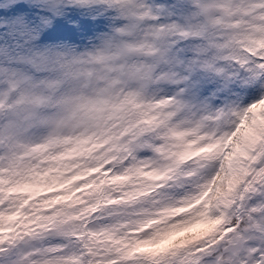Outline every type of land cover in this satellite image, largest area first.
<instances>
[{"label": "snow or ice", "instance_id": "6c2138e0", "mask_svg": "<svg viewBox=\"0 0 264 264\" xmlns=\"http://www.w3.org/2000/svg\"><path fill=\"white\" fill-rule=\"evenodd\" d=\"M0 264H264V0H0Z\"/></svg>", "mask_w": 264, "mask_h": 264}, {"label": "rangeland", "instance_id": "374dc122", "mask_svg": "<svg viewBox=\"0 0 264 264\" xmlns=\"http://www.w3.org/2000/svg\"><path fill=\"white\" fill-rule=\"evenodd\" d=\"M196 227H197L196 225L186 226V227H184L183 229H181V231L184 232V233H187V232H189V231L194 230Z\"/></svg>", "mask_w": 264, "mask_h": 264}]
</instances>
